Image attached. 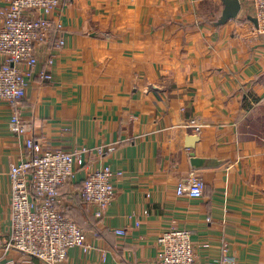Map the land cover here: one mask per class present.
Instances as JSON below:
<instances>
[{
    "label": "crops",
    "instance_id": "crops-1",
    "mask_svg": "<svg viewBox=\"0 0 264 264\" xmlns=\"http://www.w3.org/2000/svg\"><path fill=\"white\" fill-rule=\"evenodd\" d=\"M239 1L237 19L217 26L222 0H60L51 20L62 29L37 47L25 97L0 102V264H42L7 249L9 173L28 138L89 151L62 205L91 249H71L65 264H156L172 228L191 232L201 264H264V35L235 37V22L253 17L251 0ZM9 3L0 0V29ZM14 114L26 135L12 132ZM103 167L121 177L100 221L79 193ZM194 177L204 196L177 197Z\"/></svg>",
    "mask_w": 264,
    "mask_h": 264
},
{
    "label": "built area",
    "instance_id": "built-area-1",
    "mask_svg": "<svg viewBox=\"0 0 264 264\" xmlns=\"http://www.w3.org/2000/svg\"><path fill=\"white\" fill-rule=\"evenodd\" d=\"M60 0H10L2 11L0 29V102L16 107L25 97L27 79L33 76L38 65L36 49L44 44L52 32L62 26L51 20ZM252 16L257 26L249 21L235 22V37L254 41L264 35V0H251ZM236 20V19H235ZM60 41L58 46H63ZM43 80H51L50 73L41 72ZM10 128L17 136L28 133L27 125L14 114ZM195 130H200L195 126ZM26 157L11 167L10 207L12 230L7 249L37 259L42 264H65L69 251L82 248L88 253L86 231L71 219L62 205V189L72 182L76 166H83L89 151L51 149L44 141L28 138L25 141ZM112 150V149H110ZM121 177L110 167L89 169L81 190L80 199L92 207L98 220L104 219L112 204L116 187L114 180ZM203 179L194 177L176 188V196L201 199L204 196ZM116 234L126 237L127 231ZM160 247L156 264H201L191 241V232L172 228L158 239ZM214 264H240L233 258H224Z\"/></svg>",
    "mask_w": 264,
    "mask_h": 264
},
{
    "label": "water",
    "instance_id": "water-1",
    "mask_svg": "<svg viewBox=\"0 0 264 264\" xmlns=\"http://www.w3.org/2000/svg\"><path fill=\"white\" fill-rule=\"evenodd\" d=\"M223 5H224V10L222 12V15L218 22L216 23L217 26H223L227 24L228 22L237 19L239 16L241 10H242V4L239 0H222ZM247 19L255 24L257 26L258 22L257 19L248 16ZM198 142V139L195 137H189L187 139V146L188 148H194L195 143ZM198 161H193V165H197ZM197 167V166H196Z\"/></svg>",
    "mask_w": 264,
    "mask_h": 264
},
{
    "label": "trees",
    "instance_id": "trees-1",
    "mask_svg": "<svg viewBox=\"0 0 264 264\" xmlns=\"http://www.w3.org/2000/svg\"><path fill=\"white\" fill-rule=\"evenodd\" d=\"M83 184V183H82ZM82 187V186H81Z\"/></svg>",
    "mask_w": 264,
    "mask_h": 264
}]
</instances>
